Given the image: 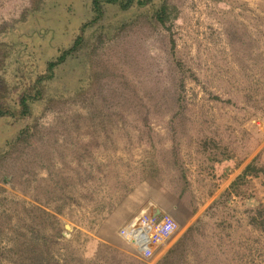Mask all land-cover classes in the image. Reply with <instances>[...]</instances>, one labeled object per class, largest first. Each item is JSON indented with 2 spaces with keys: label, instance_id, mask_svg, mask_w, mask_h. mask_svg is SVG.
Returning <instances> with one entry per match:
<instances>
[{
  "label": "rangeland",
  "instance_id": "rangeland-1",
  "mask_svg": "<svg viewBox=\"0 0 264 264\" xmlns=\"http://www.w3.org/2000/svg\"><path fill=\"white\" fill-rule=\"evenodd\" d=\"M45 1L0 0V264H264V0H169L170 30L109 6L40 82L91 15ZM152 208L178 230L146 258Z\"/></svg>",
  "mask_w": 264,
  "mask_h": 264
},
{
  "label": "trees",
  "instance_id": "trees-1",
  "mask_svg": "<svg viewBox=\"0 0 264 264\" xmlns=\"http://www.w3.org/2000/svg\"><path fill=\"white\" fill-rule=\"evenodd\" d=\"M90 12L91 15L89 19L82 24L80 32L75 37L73 43L70 46H65L59 50L58 55L47 62V71L38 78V81L43 82L54 77L56 70L67 63V61L74 57L75 54L80 51L86 42V36L90 30L99 27L101 31L106 30V18L108 17L109 6L118 7L119 11L128 12L134 8L139 10H144L146 17L149 19L150 23L159 24L167 29H171L173 21L175 20L178 9L169 0H161L158 4H153V0H91L90 1ZM46 8L45 0H33V7L30 9V15L38 12L40 9ZM111 30V29H110ZM28 96H23L21 99V104L23 110H21L22 115H26L30 112L29 106L27 104ZM11 115L10 112L0 109V116ZM259 168L255 167L253 164L249 165L246 169V173L257 171ZM259 216L254 217V221L257 222L264 230V208L259 209ZM258 220V221H257ZM137 261L136 258H132ZM140 261V260H139ZM137 261V262H139ZM57 264H60L59 262Z\"/></svg>",
  "mask_w": 264,
  "mask_h": 264
},
{
  "label": "built area",
  "instance_id": "built-area-1",
  "mask_svg": "<svg viewBox=\"0 0 264 264\" xmlns=\"http://www.w3.org/2000/svg\"><path fill=\"white\" fill-rule=\"evenodd\" d=\"M125 230L131 245L140 248L146 258L167 244L178 230L177 222L166 213L152 208L143 211Z\"/></svg>",
  "mask_w": 264,
  "mask_h": 264
},
{
  "label": "crops",
  "instance_id": "crops-1",
  "mask_svg": "<svg viewBox=\"0 0 264 264\" xmlns=\"http://www.w3.org/2000/svg\"><path fill=\"white\" fill-rule=\"evenodd\" d=\"M155 209H158V208H155Z\"/></svg>",
  "mask_w": 264,
  "mask_h": 264
}]
</instances>
